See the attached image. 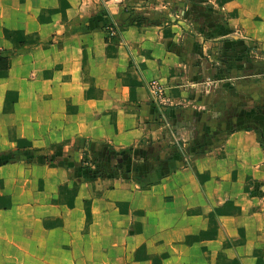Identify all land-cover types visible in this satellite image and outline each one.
<instances>
[{"label":"crops","instance_id":"crops-1","mask_svg":"<svg viewBox=\"0 0 264 264\" xmlns=\"http://www.w3.org/2000/svg\"><path fill=\"white\" fill-rule=\"evenodd\" d=\"M143 1L0 0V264H264V127L192 125L180 20ZM196 2L202 32L264 48V0ZM86 140L127 173L92 177Z\"/></svg>","mask_w":264,"mask_h":264},{"label":"rangeland","instance_id":"rangeland-1","mask_svg":"<svg viewBox=\"0 0 264 264\" xmlns=\"http://www.w3.org/2000/svg\"><path fill=\"white\" fill-rule=\"evenodd\" d=\"M196 4V0H145L135 19L158 25L180 20L174 40L179 56L176 72L194 127H253L262 133L264 48L241 41L244 38H215L217 35L202 32ZM89 144L88 148L86 140L85 149L82 147L81 165L92 177L124 176L127 169L112 161L115 153L110 145L102 142L94 148Z\"/></svg>","mask_w":264,"mask_h":264},{"label":"built area","instance_id":"built-area-1","mask_svg":"<svg viewBox=\"0 0 264 264\" xmlns=\"http://www.w3.org/2000/svg\"><path fill=\"white\" fill-rule=\"evenodd\" d=\"M107 35L112 36L115 35L116 27L113 23H109L106 27ZM148 89L153 98V101L159 104L161 107L166 106L168 103V98L165 95V89L163 83L158 81L157 79H151L148 82Z\"/></svg>","mask_w":264,"mask_h":264},{"label":"trees","instance_id":"trees-1","mask_svg":"<svg viewBox=\"0 0 264 264\" xmlns=\"http://www.w3.org/2000/svg\"><path fill=\"white\" fill-rule=\"evenodd\" d=\"M0 60H2L1 57H0ZM6 65H7L6 63H4V64L0 63L1 67H6Z\"/></svg>","mask_w":264,"mask_h":264}]
</instances>
